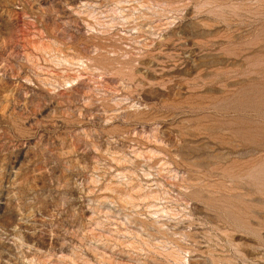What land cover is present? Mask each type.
<instances>
[{
    "label": "rangeland",
    "instance_id": "1",
    "mask_svg": "<svg viewBox=\"0 0 264 264\" xmlns=\"http://www.w3.org/2000/svg\"><path fill=\"white\" fill-rule=\"evenodd\" d=\"M0 264H264V0H0Z\"/></svg>",
    "mask_w": 264,
    "mask_h": 264
}]
</instances>
